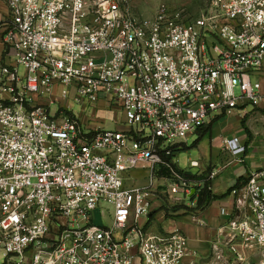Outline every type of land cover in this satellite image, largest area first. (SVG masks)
<instances>
[{
    "label": "built area",
    "instance_id": "2783aa9c",
    "mask_svg": "<svg viewBox=\"0 0 264 264\" xmlns=\"http://www.w3.org/2000/svg\"><path fill=\"white\" fill-rule=\"evenodd\" d=\"M134 5L0 0V264L190 256L180 231L148 229L159 187L173 204H195L198 183L162 155L212 118L264 102L255 78L264 70V0H208L193 17L165 5L140 17ZM65 101H118L123 128L84 124ZM222 146L244 154L238 138ZM143 165L147 182L135 186L129 175ZM234 195L233 214L209 243L213 264L226 260L220 245L233 264H264V167Z\"/></svg>",
    "mask_w": 264,
    "mask_h": 264
},
{
    "label": "crops",
    "instance_id": "0c3cea01",
    "mask_svg": "<svg viewBox=\"0 0 264 264\" xmlns=\"http://www.w3.org/2000/svg\"><path fill=\"white\" fill-rule=\"evenodd\" d=\"M257 77H264V70L255 78ZM257 81L260 85V93L264 97V80ZM100 103L103 104L101 101ZM247 107L242 106L228 114L216 116L204 127L206 132L198 144L192 147H198L205 139L208 142V155L201 157L200 161L191 160L198 161V168L183 170L179 168L176 160L179 152L173 157V164L178 170L198 177L203 176L209 181L212 194L220 197L212 201L204 210L184 214H179L180 211H170L168 216L162 210L150 221L148 229L151 233L166 234L180 231L189 239L190 256L186 258L185 264H194L198 253H206L208 244L217 238L218 230L234 212V192L246 184L250 172L264 167V102L258 107H252L249 112ZM223 122L225 124L221 127L220 124ZM233 132L235 133L232 137L225 136ZM196 135L199 138L198 133ZM233 138L240 139V146L244 147L242 157L233 156L222 146L223 140ZM182 144L188 147L187 142ZM189 149L188 147L181 152ZM246 157L251 158L248 165L245 161ZM203 184L204 181L199 182L198 187L202 188ZM238 184L242 186L233 189ZM198 221L203 224H198Z\"/></svg>",
    "mask_w": 264,
    "mask_h": 264
},
{
    "label": "rangeland",
    "instance_id": "374dc122",
    "mask_svg": "<svg viewBox=\"0 0 264 264\" xmlns=\"http://www.w3.org/2000/svg\"><path fill=\"white\" fill-rule=\"evenodd\" d=\"M208 0H135V12L140 17L150 18L155 14V11L160 5L167 6L170 10H184L185 15L188 17L198 16L201 11L203 10L206 2ZM20 75L24 76V69L20 68ZM264 80V77H257V80L262 81ZM238 93V91H237ZM65 106L69 105L70 111H72L76 116L81 118V120L84 122V124H88L91 127L100 126L108 130H116V129H122L123 126V114L119 108V102L114 101L111 104L107 105L103 102H98L97 104H74L70 102L65 101ZM252 109V106L247 107V112H249ZM225 122L221 123V127H223ZM233 133L225 134L226 137H232ZM198 137L196 134L190 136L188 138L187 146L190 148L188 151L179 152L176 156L177 164L179 168L183 170H188L189 163L191 160H201V157L208 155V142L203 140L201 144H199L198 147L192 148V145L197 141ZM242 157V155L240 156ZM251 158L245 159L246 164L248 165ZM143 167V168H142ZM138 167L136 170L130 173L129 180L130 183L135 184V186H141L145 185L147 182V177L149 175V168L146 165ZM233 169H231L232 171ZM158 173V171L156 172ZM165 172L161 171L158 173V175H164ZM167 177L168 174L166 173ZM170 178V177H169ZM172 199L170 200L169 195L166 194L165 187H159L156 191V199H155V207L153 211L157 210L164 211L166 214L165 209H157L161 208L163 206L167 207L168 209H171L175 206H184L187 208H190V210H187V213L194 212L197 210H193L196 208V204L187 206V204H173L171 203ZM192 210V211H191ZM186 211L181 210L179 214H184ZM106 224V222H105ZM219 252L222 253L225 256L226 260H220V264H233L234 256L231 252H229L228 248L225 245H220ZM197 254V253H196ZM196 261L194 264H213L215 263V255L212 254L211 245L208 244L206 253H198L196 255ZM257 258L252 257L250 260H248L244 264H255Z\"/></svg>",
    "mask_w": 264,
    "mask_h": 264
},
{
    "label": "trees",
    "instance_id": "16d2710c",
    "mask_svg": "<svg viewBox=\"0 0 264 264\" xmlns=\"http://www.w3.org/2000/svg\"><path fill=\"white\" fill-rule=\"evenodd\" d=\"M206 132V130H204V128L198 130V135H199V138L198 140L192 145V147H195L198 142L201 140L203 134ZM185 149H188V147H186L185 145L183 144H179L177 146H175L173 149H172V154L170 156H166L165 154L162 155V158L164 159L165 162L169 163L172 168H174L178 173H180L181 175H183L185 178H188V179H191V180H194L196 181L197 183L201 182V181H204V184H203V187L202 188H199V187H196V193L195 195H193L191 197V201L192 202H195L196 204V208H194L193 210H204L205 208L208 207V205L212 202V201H215L217 199H219L220 197L219 196H216V195H213L212 192L210 191L209 189V181L206 180V178H203V176L201 177H198V176H195V175H192L188 172H182L180 170H178L175 165L173 164V157L175 155V153L177 152H181ZM166 175V172L165 174ZM242 185L241 184H238L236 185L233 189H238L240 188ZM161 210L162 209H165L166 211V216H168L169 212L172 211V212H177V211H181V210H185L186 212H188L187 210H190V208H187V207H184V206H175L171 209H168L167 207L163 206L162 208H160ZM192 211V210H191ZM185 212V213H186ZM157 213V210L155 211H152L150 217H149V222L153 219L154 215Z\"/></svg>",
    "mask_w": 264,
    "mask_h": 264
},
{
    "label": "water",
    "instance_id": "95a60500",
    "mask_svg": "<svg viewBox=\"0 0 264 264\" xmlns=\"http://www.w3.org/2000/svg\"><path fill=\"white\" fill-rule=\"evenodd\" d=\"M194 194H195V189H193V190H192V193H191V195H194Z\"/></svg>",
    "mask_w": 264,
    "mask_h": 264
}]
</instances>
